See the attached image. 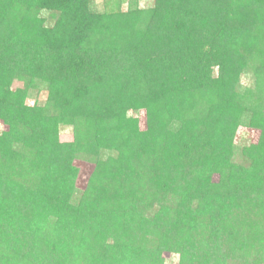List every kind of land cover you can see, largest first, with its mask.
Segmentation results:
<instances>
[{
  "label": "trees",
  "instance_id": "obj_1",
  "mask_svg": "<svg viewBox=\"0 0 264 264\" xmlns=\"http://www.w3.org/2000/svg\"><path fill=\"white\" fill-rule=\"evenodd\" d=\"M121 1L0 0V264H264V0Z\"/></svg>",
  "mask_w": 264,
  "mask_h": 264
},
{
  "label": "rangeland",
  "instance_id": "obj_2",
  "mask_svg": "<svg viewBox=\"0 0 264 264\" xmlns=\"http://www.w3.org/2000/svg\"><path fill=\"white\" fill-rule=\"evenodd\" d=\"M117 0H94L93 2V8L98 12L107 11L111 8H114V3ZM244 2L245 0H238ZM84 4V3H83ZM137 5L140 8L148 9L153 6L154 0H122L121 1V9L125 10L127 5ZM248 77H242V82H250L252 80V70H249ZM26 82L23 81H17L15 84L12 85V89L17 87H25ZM46 97V91L43 84L38 83L37 87H34L32 89H29L28 96L26 97V104H33L34 101H37L39 103H42ZM139 126L143 129L145 128V116L143 113H139ZM6 127L0 122V132L1 130H5ZM58 136L61 141H72L74 138L73 130L69 128L68 125L60 123L58 125ZM258 138V131L254 129H250L248 127H245L243 125L239 126L236 129V133L234 136V143L237 146L238 149H240V146L244 144H253L256 142V139ZM76 164L80 167V176L76 182V188H79L80 190L84 189L85 182L87 175L90 171L91 164L77 160ZM264 227V226H263ZM163 257L165 259L166 264H177V255L171 252H164Z\"/></svg>",
  "mask_w": 264,
  "mask_h": 264
}]
</instances>
